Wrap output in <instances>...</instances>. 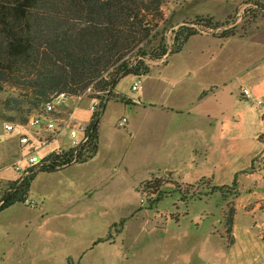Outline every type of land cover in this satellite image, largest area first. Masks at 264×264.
<instances>
[{
	"label": "rangeland",
	"instance_id": "374dc122",
	"mask_svg": "<svg viewBox=\"0 0 264 264\" xmlns=\"http://www.w3.org/2000/svg\"><path fill=\"white\" fill-rule=\"evenodd\" d=\"M257 2L264 0H167L162 7L165 21L154 20L157 33L147 46L152 48L165 35L172 47L174 30L181 24H189L197 15L233 24L226 30L244 31L258 14L246 13L239 18L237 13L242 4ZM223 14L224 17L218 19ZM207 37L196 35L181 52L168 56L163 64L152 68V73L174 67V63H184L191 52L210 50L211 44H204L202 48L197 43L211 39ZM160 60L148 61L152 65ZM149 73L127 74L115 85L100 123L102 149L96 157L55 172H40L34 180L29 193L37 201L34 207L39 212L34 224L45 219L47 222L42 227L34 226L35 233L19 247L23 253L27 250L22 264H264V175L260 178H246L241 173L234 175L227 185L236 179L238 183L236 188L226 192L227 196L205 182L172 187L166 185L163 175L157 176L161 180L147 196L138 190L139 185L135 187L134 180L145 177L150 180L151 174L138 170L146 156L132 149L127 127L119 123L127 115L125 103L138 94L132 90L133 84L138 80L142 84ZM13 95H17L15 88L0 89V133L3 136L7 135L4 123L15 114L3 109L2 102ZM89 104V99L83 100L76 116L84 117ZM13 123L33 139L37 132L46 136L48 143L44 151L68 143L67 129L51 142L55 134L50 131L33 128L26 122ZM109 148L115 153H110ZM25 152H28L27 147ZM26 159L20 163L23 165ZM254 165V169L264 172V155ZM8 170L10 175L15 171L13 167ZM85 204L86 208L82 209L86 215L80 216L78 209ZM228 205L235 208L231 232L226 224ZM0 264H14V261L5 257L3 261L0 256Z\"/></svg>",
	"mask_w": 264,
	"mask_h": 264
},
{
	"label": "crops",
	"instance_id": "0c3cea01",
	"mask_svg": "<svg viewBox=\"0 0 264 264\" xmlns=\"http://www.w3.org/2000/svg\"><path fill=\"white\" fill-rule=\"evenodd\" d=\"M257 4L264 6V2ZM257 14L244 31L226 37L199 33L211 39L195 41L202 48L204 44H211L210 50L191 52L182 64L174 63V67L158 74L152 73V68L163 64L168 57L151 65L149 76L144 77L136 90L137 96L130 97L124 107L127 113L124 117L128 121L123 126L127 127L132 139L130 146L146 156L144 165L138 170H145L151 178L163 175L166 185L172 187L199 182L228 186L238 173L245 174L246 178L263 177V171L254 169L256 160L264 155V15ZM223 17L224 14L218 19ZM196 35L190 37L184 48ZM246 88L251 97L243 94ZM106 108L107 105L98 123L100 142V123ZM6 132L5 136L0 133V202L8 183L21 176L17 171L10 175L8 169L13 167L12 163L27 158L33 148L19 143L21 135L30 134L19 130L18 126ZM100 142L96 155L102 149ZM66 147L68 143L45 151L43 148V152ZM146 180L145 177L133 182L137 187ZM249 191L252 192L251 187ZM82 208L85 209L86 204L78 209L80 216H85ZM38 217V210L24 202L0 212L3 261L5 257L14 264L23 263L27 250L23 253L19 247L35 233L34 226L42 227L47 222L45 219L34 224Z\"/></svg>",
	"mask_w": 264,
	"mask_h": 264
},
{
	"label": "trees",
	"instance_id": "16d2710c",
	"mask_svg": "<svg viewBox=\"0 0 264 264\" xmlns=\"http://www.w3.org/2000/svg\"><path fill=\"white\" fill-rule=\"evenodd\" d=\"M166 1L0 0V89L9 86L17 92L2 102L3 109L15 114L8 120L23 124L51 95L59 92L78 95L90 86L96 91L94 96L102 98V104L91 123L93 136L89 151L77 162L93 158L100 142L98 123L103 109L122 77L148 74L149 59L176 54L191 36L210 27L227 26L228 21L197 15L189 24H181L174 30L172 47L163 35L156 45L148 48L147 44L157 33L154 20L165 21L162 7ZM235 33L229 29L215 35L226 37ZM71 160L70 150L50 151L26 178L8 183L0 212L24 201L38 173L61 170L74 164ZM160 180L153 176L142 181L138 190L150 192ZM237 183L236 179L229 186L212 187L227 196L226 192L236 188ZM228 207L226 224L231 232L235 208Z\"/></svg>",
	"mask_w": 264,
	"mask_h": 264
},
{
	"label": "built area",
	"instance_id": "2783aa9c",
	"mask_svg": "<svg viewBox=\"0 0 264 264\" xmlns=\"http://www.w3.org/2000/svg\"><path fill=\"white\" fill-rule=\"evenodd\" d=\"M253 12H260L264 15V8H262L257 3L242 4L237 15L239 18H241L242 15ZM232 26L233 24H229L221 29L217 28V30L214 28H208L203 32L217 33ZM140 85L141 80L136 81L132 86V90H137ZM243 94L246 97H251V93L248 88L243 89ZM85 99L90 100V104L87 107L88 112L86 113L89 116H87V118H79L76 116V113L80 109L79 104ZM257 102L260 104L262 103L260 99H258ZM100 104H102V98L94 96L90 86L78 95H71L67 92L55 93L54 95H51V98L46 103L43 104L40 110L32 112L29 115L26 125L33 128H43V130L50 131L51 133L55 134V136L52 138L53 141L62 135V131L64 129H67L68 147L60 149L70 150L73 153V160H71V162L76 163L89 151V144L93 136V127L91 126V123L93 122L94 114L100 109ZM127 121V118L123 117L119 124L123 126L127 123ZM4 129L6 131L15 130L14 123L11 121L5 122ZM36 134L35 140H32L31 137L26 134L21 135L18 140L21 145L33 146L27 155L25 166L21 165L20 161L12 163L13 169L21 174L20 178H18L19 180L26 178L31 173V170L41 165L42 159H44V157L49 153L42 151L44 146L48 143L47 137L41 135L42 133L40 132H37ZM1 139L2 135L0 134V140ZM148 192L149 191H143L144 195L146 196L148 195ZM146 198H143L142 202H145ZM2 202L3 201H1L0 204ZM23 202L27 205H30L31 207H34L37 204V201L30 194L24 199Z\"/></svg>",
	"mask_w": 264,
	"mask_h": 264
}]
</instances>
